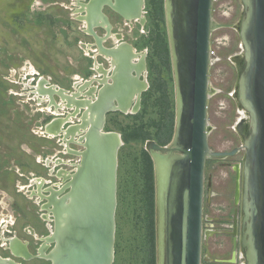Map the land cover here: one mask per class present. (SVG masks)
Segmentation results:
<instances>
[{
  "label": "water",
  "instance_id": "1",
  "mask_svg": "<svg viewBox=\"0 0 264 264\" xmlns=\"http://www.w3.org/2000/svg\"><path fill=\"white\" fill-rule=\"evenodd\" d=\"M101 1V0H100ZM144 0H119L117 9L139 14ZM214 0H165L176 94V129L171 145L153 142L161 165L156 168L157 264H202L204 173L214 151L209 144ZM240 36L247 62L239 69L241 96L253 124L246 140L245 216L249 219L248 264H264V0H244ZM225 26V24H221ZM61 96L70 99L64 89ZM106 92L93 108L80 166L56 194V221L47 254L52 264H114L118 206V153L123 143L116 131H104ZM95 115V117H94ZM87 126L86 120L79 127ZM49 127V126H48ZM165 154H162L164 153ZM158 164V163H157ZM158 167V166H157ZM236 202L240 198L241 164H236ZM25 255L31 257L26 250ZM235 261V256L232 259Z\"/></svg>",
  "mask_w": 264,
  "mask_h": 264
},
{
  "label": "rangeland",
  "instance_id": "2",
  "mask_svg": "<svg viewBox=\"0 0 264 264\" xmlns=\"http://www.w3.org/2000/svg\"><path fill=\"white\" fill-rule=\"evenodd\" d=\"M245 7L244 0H214L213 4L217 25L211 38L214 58L210 67L209 144L214 151L236 148L239 151L226 158L207 160L204 214L207 219L215 218L210 222H214L220 232L204 240L202 264H233L220 259L229 258L231 254L232 238L224 230L228 229L227 217L232 216L236 205L233 164L246 158L243 131L238 123L242 114L235 92L241 70L238 62L244 53L237 25ZM73 13L72 0H0V222L2 218L8 219L7 215L12 212L11 198L25 202L22 192L17 190L24 181L20 172L31 177L47 175L46 168L35 165L36 153L46 154L41 156L44 158L60 155L66 161L63 166L67 173H73L81 159L56 137L44 136V123L52 115L45 107L48 103L45 100L41 103L40 95L33 92L38 74H29L33 66L48 83L70 88L74 57L81 60L83 56L77 42L86 39L83 22L72 18ZM140 30L147 29L141 26ZM167 76V83L168 78L172 82L169 93L174 101V123L175 81L174 77ZM157 78L161 82L162 77ZM60 111L66 113L69 109L63 107ZM120 119L124 125H110L123 131L125 142L120 151L114 264H148L149 257L157 264L155 173L144 153L145 142L140 140L144 134L142 127L147 128L150 118L141 115L138 122H134L120 115ZM136 126H140L141 134L134 130ZM77 143L70 145L83 150L82 144ZM26 158L32 164L24 167ZM57 180L60 184L65 181L62 176ZM150 188L154 191L153 210L148 205ZM26 203L33 205L31 200ZM38 229L47 232L43 224H38ZM30 264L49 263L33 260Z\"/></svg>",
  "mask_w": 264,
  "mask_h": 264
},
{
  "label": "flooded vegetation",
  "instance_id": "3",
  "mask_svg": "<svg viewBox=\"0 0 264 264\" xmlns=\"http://www.w3.org/2000/svg\"><path fill=\"white\" fill-rule=\"evenodd\" d=\"M118 5L119 0H72V11H74L72 18L83 22L86 39L77 42L83 56H81L82 61L77 57H74V62L72 61L75 70L71 73L70 88L57 83L56 85L48 83V79L39 74L37 70L30 71L29 74H38L37 85H33V92H37L42 98L45 94L37 90L38 88L45 89L51 96V98L45 99L50 108L49 106L45 107L49 109L52 116L44 123V136L51 138L49 125H53L56 129L60 127V131L54 137L59 140L60 144L64 142L69 152L79 155L80 158L81 155L78 154V151L81 150L73 148L70 144H78L77 137L78 139L82 138L86 132L80 133L76 137L73 134L79 128L78 125L84 123L85 120L89 128L90 120L93 118V108L99 104L102 95L106 92L105 104H108L110 109L105 113L103 130L119 132L123 140L118 153V176L120 151L125 143L124 135L121 129L111 128L110 125H124L120 115L127 116L134 122H138L136 120L141 115L149 117L147 128L142 127L144 134L140 136V140L145 142L143 149L147 152L152 168H154L156 188L157 160L154 153H158V150H152L151 144L155 142L162 146L171 145L176 129V111L173 123L174 101L169 93V90L172 89V82L168 78V83L170 82L168 84L166 80L168 74L171 78L174 77V71L165 0H144L142 10L137 14L138 17L133 18L122 14L117 9ZM81 16H86V20H83ZM141 26L147 30L142 32ZM213 58L214 54H212V61ZM75 62L79 64L76 66ZM157 76L162 77L161 82ZM60 89H64L65 94L70 96V99H67L69 102L66 99L63 100L64 96H61ZM64 103L66 105L61 107ZM63 107L69 111L61 112ZM57 108H59V113H55ZM238 123L244 130V123L241 121ZM140 129V126L134 127L137 132ZM236 149L234 154L239 151L238 148ZM45 155L36 153L34 160L35 165H41L47 169V175L37 174L31 177L20 172L24 181L18 185L19 189L17 190L22 192L25 202L22 204L16 198L13 200L11 198L12 212L7 215L8 219L2 218L0 222V264H30V261L33 260H43L52 264L51 259L46 256L55 245V241H50L49 238L53 233L56 221L55 201L61 196L59 193L56 194V191L62 189L69 182V176L72 173L66 172L63 166L66 161L60 155L44 158ZM29 158H26L24 167L32 164L28 160ZM80 161L76 164V169ZM237 163L241 164V189L238 202L235 198L237 175L235 167ZM237 163L233 164L235 170L234 202L236 205L232 216L227 217L228 229L224 230L232 238L231 254L229 258L220 260L233 264H248L247 252L243 250L244 240H246L245 232L248 231V224H245L248 219L244 211L246 199L245 158ZM60 176L65 179L62 184L57 180ZM205 198L206 173H204L202 215V261L204 240L220 232L215 229V223L210 222L215 218L207 219L205 217ZM28 200L32 201V206L26 203ZM38 224H43L47 232L38 229ZM26 250L31 257L25 255ZM234 256L235 261H232Z\"/></svg>",
  "mask_w": 264,
  "mask_h": 264
},
{
  "label": "bare ground",
  "instance_id": "4",
  "mask_svg": "<svg viewBox=\"0 0 264 264\" xmlns=\"http://www.w3.org/2000/svg\"><path fill=\"white\" fill-rule=\"evenodd\" d=\"M114 5V4H113ZM246 5V4H245ZM79 8H80V6H79ZM82 11V10H81ZM245 14H246V7H245V9H244V16H245ZM137 16V14H135V13H130L129 15H128V17L129 18H133V17H136ZM243 16V17H244ZM81 17H83V20H86V16H81ZM138 17V16H137ZM243 17H242V19H243ZM238 26V28H239V30L241 31L242 30V20L239 22V24L237 25ZM246 45H245V43L243 42V47H244V53H243V56H241V59L239 60V62H238V64H239V66L241 67V69H242V67L244 66V64L247 62V54H246V52H245V47ZM35 69L36 68H34L33 66H32V68L30 69V71L31 72H34L35 71ZM47 83V82H46ZM45 84V83H44ZM53 89V88H52ZM38 92H43L45 95H44V97H42V98H39V100L40 101H42V100H45L47 97L48 98H51V96H50V94L48 93V92H46L45 91V89H40V88H38V90H37ZM235 92H237L236 93V96H237V99H238V102H239V110H240V112H241V114H242V116H241V118L239 119V122L241 121V122H243L244 123V126H245V129L244 130H242L243 132V134H242V136H243V138H244V141H243V143H244V145L243 146H245L246 145V140H247V137L251 134V131H252V129H253V124H252V122L250 121V118H249V115H248V110H247V108H246V105H245V102L243 101V98H242V96H241V86H240V84H239V82H238V86L236 87V91ZM211 93H212V91H211ZM39 95V94H38ZM47 98V99H48ZM65 99L67 100L68 98L67 97H63V100L65 101ZM69 100V99H68ZM67 100V101H68ZM69 102V101H68ZM71 103V102H70ZM66 104L64 103V104H62L61 105V107L62 106H65ZM49 108H50V106H49ZM55 113H59V108H57L56 109V111H55ZM210 123V122H209ZM61 125H62V123H61ZM80 125V124H79ZM51 127V128H50ZM62 127V126H61ZM49 133H50V135L51 136H54V135H56L60 130H59V128L60 127H58L57 129H56V127H54L53 125H49ZM87 126L86 125H84L83 127H79L78 129H77V131H75V134H73V135H75V137L77 136V135H80V133L81 134H83V132H86V130H87ZM210 130H211V124H210ZM210 130H209V134H210ZM48 131V130H47ZM66 132H68V131H66ZM77 140H78V142L80 143V144H84V141H83V139L82 138H80V139H78V137H77ZM68 145V144H67ZM210 157H212V156H210ZM158 164H157V168H158V171H159V176L161 175V172H162V170H160L161 169V165L159 164V162H157ZM80 166V163L78 164V166H77V168ZM69 174V173H68ZM58 191V190H57ZM245 195H246V198H247V200H248V198H249V192H248V190L246 189V192H245ZM245 218V217H244ZM248 221H249V219L248 220H246V222H245V224H248ZM243 226H246V225H243ZM245 238H246V240H244V244H243V250L245 251V252H247V254H249L250 253V251H249V234H248V231H246L245 232ZM247 238H248V240H247ZM47 243V242H46ZM247 256V255H246Z\"/></svg>",
  "mask_w": 264,
  "mask_h": 264
},
{
  "label": "trees",
  "instance_id": "5",
  "mask_svg": "<svg viewBox=\"0 0 264 264\" xmlns=\"http://www.w3.org/2000/svg\"><path fill=\"white\" fill-rule=\"evenodd\" d=\"M138 133L141 134V129L138 131ZM144 153L146 154L147 161H148V159H149L148 154L146 151H144ZM148 165H149V161H148ZM148 205H149L150 209L153 210V207H154V191L151 188H150L149 197H148ZM148 264H155V261H152V259L149 257Z\"/></svg>",
  "mask_w": 264,
  "mask_h": 264
},
{
  "label": "built area",
  "instance_id": "6",
  "mask_svg": "<svg viewBox=\"0 0 264 264\" xmlns=\"http://www.w3.org/2000/svg\"><path fill=\"white\" fill-rule=\"evenodd\" d=\"M211 53L214 54L213 50L211 49Z\"/></svg>",
  "mask_w": 264,
  "mask_h": 264
}]
</instances>
